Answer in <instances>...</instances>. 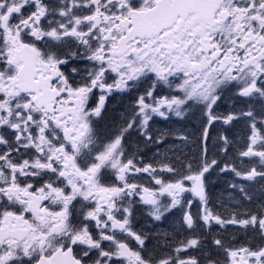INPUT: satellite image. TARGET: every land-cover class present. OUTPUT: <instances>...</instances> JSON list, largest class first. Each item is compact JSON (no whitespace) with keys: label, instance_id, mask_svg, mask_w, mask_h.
<instances>
[{"label":"snow or ice","instance_id":"obj_1","mask_svg":"<svg viewBox=\"0 0 264 264\" xmlns=\"http://www.w3.org/2000/svg\"><path fill=\"white\" fill-rule=\"evenodd\" d=\"M141 83L132 110L102 130L107 94ZM161 86L170 94L154 95ZM226 91L232 108L221 113ZM170 115L197 127L151 130L153 116ZM236 121L250 133L242 145L213 137ZM134 130L145 146L179 141L171 162L137 167L124 143ZM210 140L226 162L209 157ZM193 144L198 154L183 151ZM217 168L248 182L229 184L238 196L226 218L208 207ZM132 172L158 187L129 182ZM185 193L202 206L194 216L186 201L180 227L192 234L157 232L150 247L132 227L137 206L161 221ZM215 225L260 243L226 244ZM0 264H264V0H0Z\"/></svg>","mask_w":264,"mask_h":264},{"label":"flooded vegetation","instance_id":"obj_2","mask_svg":"<svg viewBox=\"0 0 264 264\" xmlns=\"http://www.w3.org/2000/svg\"><path fill=\"white\" fill-rule=\"evenodd\" d=\"M73 65L69 64L68 68L70 69ZM112 79L111 77L108 80V83H111ZM102 93L99 90H94V95L91 98L90 106H95V104L98 102V98ZM141 94H138L135 96L138 97ZM154 95L156 96H166V87L161 86L158 87L155 91ZM231 93L225 92L223 98L221 101H219V107L218 111L221 113H227L232 108V102L230 100ZM134 103V93L133 89H130L128 91L120 92V91H113L110 94H107L105 105L102 110V114L100 118L98 119V126L104 130L106 128H109L114 123H118L121 117V114H127L130 112L132 105ZM243 104L242 101H237L236 106L241 107ZM154 121H158L156 126L151 127ZM165 121V122H164ZM198 124V121H195L191 117H186L185 119L181 120L180 118L175 117L174 115H170L169 118L166 120L164 118H161L159 116H153L152 120L149 122L151 130L156 133L159 131H175L177 129L184 130L187 132H192L196 129ZM217 130L224 131L226 134L230 136L233 140H237L241 145L243 143V138L245 137L247 133V129L245 126L244 121H236L233 122L231 125H223L222 122H219L216 124L215 129L213 130V137L216 136ZM250 134V133H247ZM140 138H143L137 130L132 131L131 134L126 138L125 140V150L129 156H131L133 153H135V160L134 162L137 163V167H144L147 164L153 165V167H158L162 163H169L171 162L169 159L165 158V154L168 157H171L173 155L172 152H166V149L173 147V145H178L179 141H167L165 144L154 146V145H148L145 146L144 149L141 147L142 144H139L141 142ZM143 144L144 138H143ZM139 146V148H137ZM196 145H191L189 148H184L183 151L192 150L195 148ZM157 148H159V153L157 152ZM227 159H232L235 161V150L233 148L229 149V155ZM222 161H225V158H223ZM236 164L239 166V161H235ZM245 163H247V158H245ZM223 166V163H222ZM130 180L129 182H134L137 184H141L145 187L149 188H155L158 187L155 184V180L152 179V176L148 173H135L132 172L129 174ZM157 178H161L164 180H170L171 174L167 172H160L158 171L156 173ZM208 185H207V191L209 196V203L208 207L212 209L215 213H220L221 215L227 216V214L224 212V205H228L229 208H233V205L229 203V195L236 197L238 196V191H233L231 188H229V184L231 183H248L245 181H242L240 178L234 177V174L228 172L223 177H214L209 176L208 177ZM217 184V187H214L213 185ZM216 190V191H214ZM135 199L138 200V197ZM165 203L169 202V198L164 197L161 198ZM186 201H192L191 204V212L195 216L198 212L201 211V204L198 200V198L193 197L191 193H185L184 194V208L176 207L172 209V211L165 215V217L161 221H155L150 215H148V207L145 205H138L136 212L134 214V219L132 221V227L133 230L136 232H146L149 233L150 236L153 238L148 241L149 246L155 244V234L157 232H172L174 229L177 232L176 239H182L188 235H191L190 232H185L180 227V221L183 215V211L188 210ZM243 207L247 208H255L256 203L253 204H245ZM234 210V208H233ZM90 228L96 232L98 231L95 228V222H92L90 225ZM198 231H203V229H198ZM217 231H220L223 238L225 239V243H229L230 239L234 236L235 242L234 246L240 247L243 244L248 243L249 240L253 242V244H259L260 241L258 237L252 233L249 232L247 235L244 234V232L238 227V226H227L226 229L220 228V226L215 225L212 228V232L216 233ZM130 243V246L135 248L136 244L133 240L128 241ZM104 247L107 248V242H104ZM164 251H168L167 249H164ZM195 255L196 253H191Z\"/></svg>","mask_w":264,"mask_h":264},{"label":"trees","instance_id":"obj_3","mask_svg":"<svg viewBox=\"0 0 264 264\" xmlns=\"http://www.w3.org/2000/svg\"><path fill=\"white\" fill-rule=\"evenodd\" d=\"M208 149H209V157L210 158H216V159H218V160H223V154H220V155H217V151H218V149H217V147H215L214 146V141H212V144L210 145V144H208ZM198 152H199V149L197 150V154H198ZM190 154V153H189ZM221 167H222V163H221ZM228 174V173H227ZM226 175V173H222V172H220L219 171V169L217 168L215 171H213L212 173H211V175L210 176H214V177H223V176H225ZM214 187H217V184H214L213 185ZM214 191H216V190H214Z\"/></svg>","mask_w":264,"mask_h":264},{"label":"rangeland","instance_id":"obj_4","mask_svg":"<svg viewBox=\"0 0 264 264\" xmlns=\"http://www.w3.org/2000/svg\"><path fill=\"white\" fill-rule=\"evenodd\" d=\"M136 91H137L136 89H133V93H134V95H135V92H136ZM169 94H170V90L168 89V90L166 91V96L169 95ZM173 94H174V93H173ZM170 140H171V141H174L175 139H174L173 137H169L167 141L169 142Z\"/></svg>","mask_w":264,"mask_h":264},{"label":"bare ground","instance_id":"obj_5","mask_svg":"<svg viewBox=\"0 0 264 264\" xmlns=\"http://www.w3.org/2000/svg\"><path fill=\"white\" fill-rule=\"evenodd\" d=\"M214 137H215V136H214ZM212 141H213V140H210L208 144H210V145H211V144H212ZM194 149H195V150H196V152H197V150H198V149H197V147H196V146H195V148H194ZM192 150H193V149H192ZM192 150H188L187 152H188V153H190V154H192ZM185 152H186V151H185Z\"/></svg>","mask_w":264,"mask_h":264}]
</instances>
